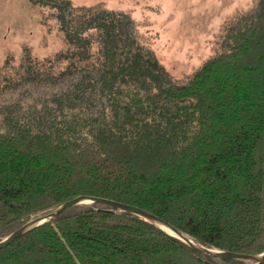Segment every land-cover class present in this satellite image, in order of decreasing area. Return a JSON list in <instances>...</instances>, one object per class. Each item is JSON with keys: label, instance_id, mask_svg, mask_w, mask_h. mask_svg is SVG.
<instances>
[{"label": "trees", "instance_id": "1", "mask_svg": "<svg viewBox=\"0 0 264 264\" xmlns=\"http://www.w3.org/2000/svg\"><path fill=\"white\" fill-rule=\"evenodd\" d=\"M55 11L69 51L61 95L4 117L0 242L80 196L141 208L201 245L264 253V0L185 84L129 14ZM0 264H251L207 258L154 223L77 206L0 250Z\"/></svg>", "mask_w": 264, "mask_h": 264}, {"label": "rangeland", "instance_id": "2", "mask_svg": "<svg viewBox=\"0 0 264 264\" xmlns=\"http://www.w3.org/2000/svg\"><path fill=\"white\" fill-rule=\"evenodd\" d=\"M78 8L129 14L141 44L171 80L185 84L255 10L258 0H70ZM69 51L55 11L30 0H0V129L11 113L41 109L61 95L46 83L67 65ZM51 81V80H50ZM21 226H18V228ZM14 228L12 231H15ZM11 234V233H10Z\"/></svg>", "mask_w": 264, "mask_h": 264}, {"label": "water", "instance_id": "3", "mask_svg": "<svg viewBox=\"0 0 264 264\" xmlns=\"http://www.w3.org/2000/svg\"><path fill=\"white\" fill-rule=\"evenodd\" d=\"M91 204H95V205H99V206H103L107 208H112V209H117V210H121L127 213L138 215L154 223L155 225L160 227L163 231L168 233L170 236L182 241L183 243L188 245L191 249H193L194 251L200 253L201 255L207 258L217 259V260L241 261V262H247L251 264H264V253L259 254V255H244V254L234 253V252H222V251L212 250V249H209L201 245L196 240H194L193 238H191L190 236H188L181 230L173 227L171 224H169L165 220L141 208L118 203V202L108 200V199L88 197V196H80L70 201H67L61 206H59L53 212L38 216L34 218L33 220L29 221L28 223L22 225L21 227L17 228L7 238H5L4 240L0 242V250L9 246L15 240L23 237L24 235L31 232L32 230L50 221H54L60 218L61 216H63L65 213H67L71 209L77 206L91 205Z\"/></svg>", "mask_w": 264, "mask_h": 264}]
</instances>
